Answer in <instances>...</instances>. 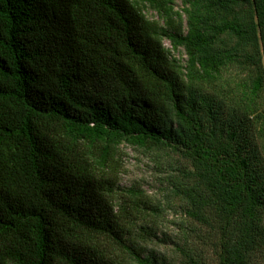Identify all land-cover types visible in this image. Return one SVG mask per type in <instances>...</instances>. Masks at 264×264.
<instances>
[{"label":"trees","instance_id":"1","mask_svg":"<svg viewBox=\"0 0 264 264\" xmlns=\"http://www.w3.org/2000/svg\"><path fill=\"white\" fill-rule=\"evenodd\" d=\"M180 1L0 0V264H169L142 244L161 207L119 186L122 143L167 154L216 264H253L264 0Z\"/></svg>","mask_w":264,"mask_h":264},{"label":"rangeland","instance_id":"2","mask_svg":"<svg viewBox=\"0 0 264 264\" xmlns=\"http://www.w3.org/2000/svg\"><path fill=\"white\" fill-rule=\"evenodd\" d=\"M181 1L175 0L174 9L181 11ZM149 19L157 20V14L150 8L145 10ZM164 45L169 48V41ZM176 58H184L182 52H173ZM234 79H239L238 73ZM264 100V94H263ZM264 106V102H263ZM121 162L119 186L121 188L136 187L145 192L157 205L161 207L156 216V236L142 243L147 253L166 260L169 264H188L189 259L204 258L207 264H216L214 245L210 243L218 238L216 230H210L185 217V204L175 196L168 184L169 176L175 171L170 158L164 151L137 148L122 143L119 149ZM264 164V152L259 153ZM172 163V164H171ZM253 264H264V247H261L252 257Z\"/></svg>","mask_w":264,"mask_h":264}]
</instances>
